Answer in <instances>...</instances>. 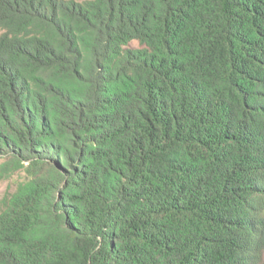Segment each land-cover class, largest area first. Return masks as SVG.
<instances>
[{
	"label": "trees",
	"instance_id": "trees-1",
	"mask_svg": "<svg viewBox=\"0 0 264 264\" xmlns=\"http://www.w3.org/2000/svg\"><path fill=\"white\" fill-rule=\"evenodd\" d=\"M21 171L0 264H264V0H0Z\"/></svg>",
	"mask_w": 264,
	"mask_h": 264
},
{
	"label": "rangeland",
	"instance_id": "rangeland-1",
	"mask_svg": "<svg viewBox=\"0 0 264 264\" xmlns=\"http://www.w3.org/2000/svg\"><path fill=\"white\" fill-rule=\"evenodd\" d=\"M81 1V0H78ZM133 46H136V43H132ZM26 180V174L24 171L19 173H14L8 177L0 179V200L5 195L6 192L12 193L16 189V185Z\"/></svg>",
	"mask_w": 264,
	"mask_h": 264
}]
</instances>
